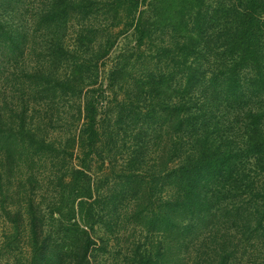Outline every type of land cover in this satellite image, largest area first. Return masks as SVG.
<instances>
[{
  "label": "trees",
  "instance_id": "16d2710c",
  "mask_svg": "<svg viewBox=\"0 0 264 264\" xmlns=\"http://www.w3.org/2000/svg\"><path fill=\"white\" fill-rule=\"evenodd\" d=\"M148 1L0 0V192L4 175L10 190L17 173L32 181L33 165L47 167V231L25 198V264H94L92 254L106 251L94 237L103 197L94 165L105 167V99L122 91L117 104L159 149V165L140 175L133 163L126 174L137 196L128 219L152 240L134 243L123 264H242L246 255L264 264V0H225L221 66L206 71L187 53L170 58V73L155 62L130 77L117 61L104 86L123 19L135 60L144 55ZM110 14L118 26L99 23ZM37 34L45 41L35 46ZM17 238L5 235L0 264Z\"/></svg>",
  "mask_w": 264,
  "mask_h": 264
},
{
  "label": "rangeland",
  "instance_id": "374dc122",
  "mask_svg": "<svg viewBox=\"0 0 264 264\" xmlns=\"http://www.w3.org/2000/svg\"><path fill=\"white\" fill-rule=\"evenodd\" d=\"M191 1H148L144 17L151 29V41L144 47V55L140 54L138 61L135 60L139 53L134 52L133 32L127 29L125 20L123 19L118 26V18L113 20L114 14H110L109 17L99 16L100 24L113 25L114 23L118 26L119 31L117 33L118 40L110 51L105 70L101 73L100 82L106 86L109 70L117 61L125 64L127 75L130 77L135 74H146L151 69L154 70L156 63L160 67L162 65L164 70L170 69L166 72L170 73L172 71L170 58L178 55L186 56L187 53L190 54L189 57H192L190 60L197 59L199 65L206 71H208L211 62L221 66V58L215 55L221 52L220 42H216L215 39L219 36L223 41L220 34L228 20L225 14L226 1L201 0L200 11L193 7ZM28 41H34L35 46H38L44 43L45 38L40 39L38 34L31 35ZM184 47L186 49L181 52ZM158 59H161L162 63ZM139 65L141 66L139 67ZM123 93L124 91L120 92L117 97L114 92L108 94L100 116L103 124V142L100 149L101 157L105 160V167L100 168L99 164L94 165V175L102 186L100 195L103 196L99 200L102 220L94 237H96L98 245L105 246L106 244V251H97L94 252L95 254L93 253L94 255L92 254V257L95 256L96 259L94 264H123L124 261H127L126 254L129 250L131 251L134 243L141 245L152 240L147 232L134 227L128 219L132 203L136 202L137 204L135 201L137 196L126 174L131 170L133 163V173L140 175L148 172L151 168L153 169L154 165H159V149L157 143L149 138L141 128V120L139 121L138 118L134 120L130 115L126 117L117 104L121 101ZM132 100L135 102L137 96H132ZM65 104L72 108V104ZM142 105L141 103L140 106ZM68 107L64 110L60 109L59 117L63 118L65 115H69ZM73 107L76 110L77 106L73 105ZM74 116L76 119L78 118L76 113ZM118 117L124 122H120ZM126 121H133V123H126ZM61 123L59 121L60 127ZM46 168V166L33 165L31 168L32 181L26 180L25 176L23 179H18L20 173H17L18 176L12 181L10 190L5 181V175L2 177L4 189L0 192V246H3L5 235L14 234L18 237L14 239L11 250L2 258V264H25L30 260L31 248L26 238L29 230L27 226L25 227L26 223H29L25 214L26 202L29 198L25 199L26 197L33 198L36 212L41 213L40 216L45 218L46 227L44 230L47 231ZM29 170L30 167L27 171ZM10 192H14L16 195L12 200L7 196ZM139 202L144 203L142 200ZM120 227H124V229L122 230ZM249 259L248 255L244 256L242 264H248Z\"/></svg>",
  "mask_w": 264,
  "mask_h": 264
}]
</instances>
